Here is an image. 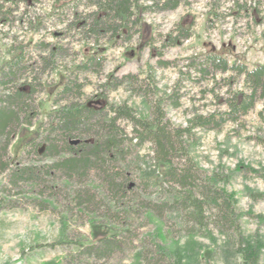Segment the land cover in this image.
<instances>
[{
	"label": "rangeland",
	"instance_id": "1",
	"mask_svg": "<svg viewBox=\"0 0 264 264\" xmlns=\"http://www.w3.org/2000/svg\"><path fill=\"white\" fill-rule=\"evenodd\" d=\"M50 7L51 0H25L8 15L6 23H0V69L9 58L12 45H27L32 60L43 54L34 47L40 41L65 48L57 54L53 67L39 72L31 95L36 115L31 125L11 134L0 159L7 161L8 167L3 172L0 170V264H66L70 242L77 240L86 247L110 235L104 227H98L93 234L91 220L116 226L118 231L126 228L132 231L131 245L93 264H150L156 259L160 264H264V221L259 218L264 215L263 101L241 117L238 124L195 128L183 137L185 155L174 157L171 164L178 168L190 165L198 178L197 184L218 194L217 201H209L210 205L203 207L204 219L199 217L198 223L183 207L165 209L160 215L143 211L139 219L130 216L122 227L107 215L102 217V205H110L111 211L120 207L106 196L93 175L83 185L102 199L101 211L71 206L68 198L80 186L64 177L52 182L54 187L62 188L58 195L52 196L30 183L16 188L6 180L9 169L39 164L35 153L23 145L41 122L48 121V113L59 107L53 103L55 93L73 68L92 53L101 55L104 62L98 74L76 73L79 81L85 80L84 98L102 93L108 103L125 104L135 117L143 118L149 116L151 106L159 98L174 93L177 102L163 101L161 105L168 129L186 127L195 115L224 111L223 99L229 91L245 89L242 77L229 78L230 73L216 72L201 78L187 65L191 58L206 53H216L229 64L243 63L248 69L264 64V0H186L172 11L144 14L129 40L102 39L98 45L79 40L73 30L60 36L63 33L60 20L68 12L62 15L56 10L50 14ZM28 20L32 21L31 26ZM179 26L190 29V37L175 46L164 47L165 36ZM128 74L137 80L133 78L131 83L123 80L116 90L105 91L101 87L107 79H112L109 75L120 80ZM138 85L148 93L139 94L135 90ZM116 124L127 136L132 135L131 122L117 120ZM127 162L129 165L124 169L132 177L134 173L142 177V173L148 175L153 171L162 178L166 171V166L155 158L150 141L129 154ZM194 190L197 194L198 189ZM176 195L180 196L170 191L164 192L163 197L172 199ZM150 196L153 201L157 199L155 194ZM223 201L230 216L219 222L215 203ZM256 241L263 247L255 259L248 260L247 244Z\"/></svg>",
	"mask_w": 264,
	"mask_h": 264
},
{
	"label": "trees",
	"instance_id": "2",
	"mask_svg": "<svg viewBox=\"0 0 264 264\" xmlns=\"http://www.w3.org/2000/svg\"><path fill=\"white\" fill-rule=\"evenodd\" d=\"M23 1L25 0H0V23L3 24L8 15ZM185 2L186 0H51L49 13L55 14L58 10L64 15L68 12L69 16L60 20L63 25L60 36L73 30L79 40L92 41L98 45L102 39L108 42L121 38L129 40L144 14L172 11ZM27 24L31 26L32 21L28 20ZM189 30L181 26L173 28L165 36L162 45L167 47L179 44L190 37ZM34 47L43 51V54L40 53L32 60L26 49L27 45H12L9 48L10 56L0 69V159L4 157L11 134L17 130L21 132L25 126L31 125L32 118L36 115L31 95L37 85L39 72L53 67L57 54L65 51L63 47L42 41L34 44ZM190 61L187 67L198 77L204 78L216 72L230 73L229 78L242 77L245 89L231 93L229 91L228 97L223 99L226 106L224 111L207 116L195 115L186 127L168 129L161 105L163 101L177 102L174 93L159 98L151 106L149 116L143 118L135 117L131 108L125 104L108 103L107 96L102 93L96 92L89 97H82L85 80L79 81L76 73L81 71L98 74L104 62L101 55L92 53L73 68L64 85L55 93L53 103L59 107L48 113V121L41 122L23 145L24 149L35 153L39 164H25L9 169L6 180L16 188L30 183L40 192L46 191L52 196L58 195L62 189L54 187L52 182L64 177L80 186L68 198L71 206L101 211L102 199L83 185L93 175L99 180L106 196L111 198L114 205L120 207L118 211H111L110 205H102V217L107 215L122 227L130 216L139 219L143 211H153L160 215L165 209L182 210L183 207L188 209V213L198 223L199 217L204 219L203 207L210 205L209 201L218 200L217 191L201 183L197 184L198 178L191 166L185 164L178 168L171 164L172 159L185 155L182 139L193 129L218 128L223 123L238 124L241 117L258 102H264V64L248 69L243 63L229 64L226 58L216 53H206L198 58H191ZM108 77L112 79H107L101 85L105 91L116 90L123 80L131 83L133 78H137L129 74L120 80L112 75ZM145 87L148 88L147 84ZM146 88L142 89V85H138L135 90L144 96L148 93ZM60 102L63 103L60 105ZM117 120L131 122L130 137L116 124ZM146 141L153 144L158 162L166 166L163 179L151 173L153 171H149L148 175L142 173V177L134 173L132 177L124 169V166L129 165L127 156ZM44 159L50 160L44 162ZM6 164L7 161H0L2 172L8 168ZM194 188L198 189L199 196ZM170 191L179 193L180 196L165 199L164 192ZM142 194L148 196L143 197ZM151 194H155L157 201L150 199ZM215 205L219 222L229 218V208L225 201ZM259 218L264 221V215ZM90 225L93 234L98 227H104L106 231H110V235L86 247H82L77 240L70 242L66 264H93L94 261L104 260L131 245L130 229L118 231L116 226L103 225L92 220ZM61 233L64 238V230ZM262 247L258 241L254 244L248 243L245 249L248 260L255 259ZM150 264L160 263L156 259V262L151 261Z\"/></svg>",
	"mask_w": 264,
	"mask_h": 264
}]
</instances>
